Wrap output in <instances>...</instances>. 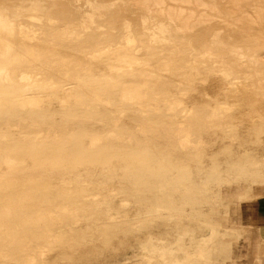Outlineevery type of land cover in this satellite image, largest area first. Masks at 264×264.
Masks as SVG:
<instances>
[{"label": "bare ground", "instance_id": "bare-ground-1", "mask_svg": "<svg viewBox=\"0 0 264 264\" xmlns=\"http://www.w3.org/2000/svg\"><path fill=\"white\" fill-rule=\"evenodd\" d=\"M112 1L0 0V198L6 199L0 206V223L6 227L0 229V246L1 251H7V246L14 244L12 229H40L37 236L31 232V237H27L36 241V246L32 247L30 241L24 243L25 252H30L25 254L26 264H57V252L64 264L68 260L67 248L58 249L65 232H55L52 219L42 214L30 221L23 213L28 200L47 202L53 182L59 184L57 198L66 201L78 192L77 198L93 204L101 214L96 220H102L105 227L112 221L111 193L127 190L110 186L108 181L117 177L115 169L102 174L97 170L99 165H126V170L144 167L149 171L140 175L155 179L152 167L168 166L170 158L176 156V151L169 156L157 152L158 138L185 152L177 158L178 163L201 165L209 130L223 128L233 140L239 136L232 123L207 129L191 119H210L209 125L214 119H234L242 106L238 96L261 94L264 98L263 90L258 93L253 87L254 83H264V62L259 60L264 52L257 51L259 41L252 29L240 26V19L232 15L229 18L233 24L229 25L234 27L224 33L208 24L194 29L207 20L205 14L182 6L218 11L219 5L228 0H133L134 8L129 12L134 24L124 22L118 41L100 32L101 28L114 29L119 18L122 8L114 9ZM230 1L238 5L241 0ZM246 4L258 20H264V0H246ZM187 28L191 31L185 32ZM179 31L182 34L176 36L174 33ZM217 45L223 49L218 50ZM138 48L144 49V58L136 55ZM150 59H157V69L149 63ZM200 65L206 66L209 74L198 72ZM240 67L244 69L238 70ZM186 68L196 74L187 75ZM211 75L218 77L219 93L215 96L206 92ZM194 77L203 84L200 98L207 102L213 99L216 107L208 111L195 108L198 97L193 93L197 90L193 89ZM230 98L234 101L227 102ZM161 102L168 104L170 113H163ZM258 103L248 102L253 109ZM123 114L130 124L110 120L122 119ZM248 119H264V115L254 111ZM252 127L259 140L260 129ZM109 128H113L111 135H107ZM253 163L263 164L264 160L253 159ZM20 172L25 173L32 187L18 183L16 176ZM66 179L74 182L73 192L66 187ZM179 179H185L184 175ZM90 188L96 192L90 194ZM103 193L108 199L96 202ZM126 197L120 198L121 208H129L128 202H133L137 208L134 210L147 216L159 212L150 199L134 194ZM160 207L169 212L171 204ZM155 223H141L138 230L147 237L144 242L150 248L149 254L141 253L146 263L193 264L194 258L202 257L204 249L198 248L202 244L196 247L198 254L186 252L188 241L184 238L194 240V231L202 228L195 227L189 235L177 234L165 244L166 239L151 233ZM209 233L216 234V228L210 227ZM180 252L183 257L179 258ZM49 253L52 257L45 260ZM14 262L9 253L2 254L0 264Z\"/></svg>", "mask_w": 264, "mask_h": 264}, {"label": "rangeland", "instance_id": "rangeland-1", "mask_svg": "<svg viewBox=\"0 0 264 264\" xmlns=\"http://www.w3.org/2000/svg\"><path fill=\"white\" fill-rule=\"evenodd\" d=\"M43 1L46 2L47 0ZM126 1L127 3L125 4H122L120 0L112 1L114 9L122 8L118 15L119 18L114 23V29L107 27L100 29L101 33H106L114 41L119 40L120 30L124 22L134 24L133 16L129 12L131 8H134L132 5L133 0ZM182 6L193 8L198 13L202 10L205 14V19L207 20L198 23L194 29L202 28L208 24L224 33L227 29L230 30L234 27L229 25L233 24L229 16L232 15L239 18L240 22L237 23L240 26H244L245 29H252V33H255L254 37L258 38L259 47L257 51L259 54L264 52V20L256 18V14L246 4V0H241L238 5L230 0L223 1L219 5L218 11L208 8L197 9L191 5ZM178 25L183 27L184 24L178 22ZM184 31L190 32L191 29L187 28ZM174 34L177 36L181 35L182 32L179 31ZM228 42L231 41L229 40ZM162 45L169 47L168 43H162ZM216 47H218V50L223 49L221 45ZM136 55L144 58L146 53L144 49L138 48ZM225 57L229 58L228 55H225ZM259 60L262 63L264 62V54L259 56ZM149 63L156 69L159 66L157 59H150ZM237 69H244V67ZM197 70L203 75L209 74V70L204 65L198 66ZM97 72L94 71L93 73L96 74ZM192 72H194L192 69H185L187 75H191ZM193 74L196 73L194 72ZM212 76L214 75H211V84L206 85L208 89L206 92L215 96L219 93L217 92L219 83L218 77L213 78ZM196 77H194L195 87L193 89L197 88V90L193 91V93L195 97H198V100L194 102L195 108H203L204 111L211 110L216 107V101L212 99L207 102L200 98L203 92V84ZM65 87L69 88L71 86ZM246 87H251V83H248ZM253 87L259 91L258 93H261V89L264 92V83H254ZM237 100L241 101L242 106L233 115L234 119H223L221 121L214 119L213 125H209L210 119H191L194 124H201L202 127L207 129L209 128L208 126L214 129V125H230L232 123L236 126L239 136V139L233 140L225 135L223 128L215 132L209 130L205 134L207 147L204 150L205 156L201 165H197L194 162L191 165L185 162L178 163L177 158L185 152L177 147L169 146L163 138L157 139L156 151L162 152L167 156L171 152L176 151L174 152L176 156L170 158L168 166L156 165L152 167L150 171H156L155 179L140 175V173L149 171L144 167L133 166L131 169L126 170V165L113 163L99 165L97 170L99 172L102 171V174H106L108 170L115 169L117 177L108 181L110 186L127 190L111 193L112 197H110L109 201L111 202L112 221L107 226H103L102 220H96L101 214L93 204L76 197L79 194L78 192H73L75 186L70 179H66L65 182L68 183L66 187L70 192H73L71 194L72 199L65 201L62 198H57L55 192L58 191L59 184L53 182L50 187L52 193L45 198L47 202L39 203L37 199L28 200L24 203L23 213H27V218L30 221L35 219L37 215L40 216L42 214L52 219L55 225V232H65V239L58 244V249L59 247L61 249L67 248L68 260L65 264H148L141 257V253L144 255L145 251L146 254L150 253L149 246L144 242L147 237L145 238L141 231L138 232V230L141 229V223L153 220L156 223L153 224L155 228L151 233L153 236L166 239L165 244L172 242L177 234L189 235L195 227H198V229L202 228V230L194 231L196 233L194 240L190 241L188 236L184 237L185 241H188V243L186 242L187 247H185L187 249L186 252L195 251L198 254L199 249H204V251H201V258L196 257L192 260L193 264H264V228H258L252 218V206L264 201V163L259 165L253 163V159L264 160V119H248L254 111L258 115H264V98L261 97V94L259 96L241 94L237 97ZM219 101L223 100L220 98ZM226 101L233 102L234 100L232 101L230 98ZM251 101L259 102L254 109L248 104ZM159 104L162 105L163 113H170L166 108L168 105L166 102ZM110 120H118L119 123L130 124V120L125 114L122 115V119ZM252 126L260 129L259 140L257 135L252 132ZM109 129L107 135L113 134V128ZM12 130L16 131V128ZM117 134L119 135L120 133L117 132ZM121 135L127 136L125 133ZM90 171L91 173L93 172L91 168ZM186 173L190 174L189 179H186ZM24 175V172H20L16 177L19 180L18 183L27 185L29 180ZM169 175H173V178H169ZM181 175H184L185 179H179ZM84 185L87 186V183H84ZM132 191H135V193ZM88 192L94 194L96 190L90 188ZM133 194L136 197L150 199L152 201L151 204L156 203V206L159 207V212L147 216L141 211L134 210L137 208H135L136 204L133 202H128L129 208H121L120 198H128L126 196ZM103 195V197H97L96 202L108 199L105 197L108 196L107 193H103ZM78 199L81 202L77 201ZM155 199L156 202L154 201ZM5 201L6 199L0 198V206L4 205ZM170 204L169 212L164 211L163 207H160ZM168 218L170 219L168 220ZM3 224L0 223V229L2 227L4 230L6 227ZM212 226L216 228L217 233L211 236L209 235V228ZM30 227L25 226L22 230L12 229L10 231L16 236L15 240L12 241L14 244L8 245L7 251H1L3 249L0 246V260L2 254L9 253L10 258L16 260V262L11 264H26L27 256L25 254L30 252H25L26 246L24 245L26 244L24 243L30 241L31 232H36V236L41 232L40 229L33 230ZM27 237L29 238L27 239ZM201 237L203 239L199 241ZM203 240L206 241L204 242ZM35 242L30 241L29 243L34 247L36 246ZM198 243L199 245L202 244V246L198 247ZM145 244L147 249L143 250ZM2 245H5V243ZM136 253L137 255H135ZM47 255L45 260L52 257V253ZM177 255L179 258L183 257L181 252L177 253ZM56 256L59 258L57 264H64L58 252ZM137 256L140 257L138 258ZM152 264H156V262Z\"/></svg>", "mask_w": 264, "mask_h": 264}, {"label": "crops", "instance_id": "crops-1", "mask_svg": "<svg viewBox=\"0 0 264 264\" xmlns=\"http://www.w3.org/2000/svg\"><path fill=\"white\" fill-rule=\"evenodd\" d=\"M253 221L255 225L263 229L264 228V201H260L257 204L253 205ZM253 226V225H252Z\"/></svg>", "mask_w": 264, "mask_h": 264}]
</instances>
